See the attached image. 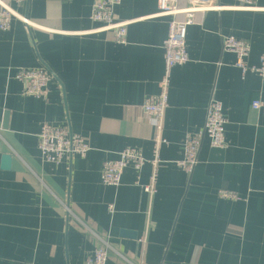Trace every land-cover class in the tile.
<instances>
[{
  "label": "crops",
  "instance_id": "0c3cea01",
  "mask_svg": "<svg viewBox=\"0 0 264 264\" xmlns=\"http://www.w3.org/2000/svg\"><path fill=\"white\" fill-rule=\"evenodd\" d=\"M4 1L33 25L15 20L0 33V264H84L102 245L93 232L113 247L107 264H264V78L243 73L223 49V36L234 35L250 43L248 62L260 63L264 0L253 9L207 0L220 9L197 12L188 27L190 60L172 69L152 198L143 189L150 164L127 167L118 186L102 182V169L128 146L152 157L143 104L160 90L169 28L157 0L116 7L128 21L126 43L91 19L94 0ZM43 65L55 76L47 98L26 95L14 73ZM212 97L224 106L227 146L204 138L187 173L176 162L187 133L203 128ZM44 122L67 125L91 149L46 162L38 148ZM3 154L12 155L10 169ZM222 189L239 198H221Z\"/></svg>",
  "mask_w": 264,
  "mask_h": 264
},
{
  "label": "built area",
  "instance_id": "2783aa9c",
  "mask_svg": "<svg viewBox=\"0 0 264 264\" xmlns=\"http://www.w3.org/2000/svg\"><path fill=\"white\" fill-rule=\"evenodd\" d=\"M17 6H22L28 0H13ZM122 0H94L91 9V19L101 23L103 29L114 32L117 42L126 43L128 21L118 20L116 7ZM182 2L185 5L182 6ZM158 14L169 17L168 36L163 42L164 48V73L159 81L160 90L157 94L146 98L143 109L148 115L151 125L154 127L152 157L146 158L140 148L126 147L117 159L106 160L102 169V182L107 185L118 186L121 183L125 169L132 166L135 170H141L147 163L151 166L150 181L144 186V191L152 198L155 195L159 169L162 164L161 147L166 143L164 137L165 114L168 108V97L171 84L172 69L177 65H183L190 60L187 49L188 27L195 22V15L199 11L209 8L220 9V6H210L207 0H157ZM236 7L253 9L258 7V0H236ZM15 20H22L28 29L33 25L31 20L18 13L9 3L0 0V33L13 28ZM223 49L236 55L235 66L243 73L254 72L264 78V54L259 64H250L247 60L251 46L247 40L237 38L234 35L223 36ZM14 77L24 84V93L34 97L47 98L49 83L55 78L46 66L34 68L20 67L14 73ZM262 103L259 100L253 102L252 107L259 109ZM227 116L223 103L212 97L208 103L206 120L199 131L188 132L183 144V158L176 163L187 173H191L198 162V154L204 138L210 140L215 148H225L227 141L225 128ZM38 148L42 158L46 162L59 164L64 158L73 155L85 157L91 149L89 142L80 134L73 133L67 125H58L44 122L38 134ZM219 196L225 199H238L239 195L226 189L219 190ZM65 208H68L67 204ZM114 204L109 205L110 211H114ZM93 232V231H92ZM102 240V245L95 248L84 261V264H107L109 251L112 245L106 239L93 232ZM146 236L140 238L145 243ZM124 258V257H123ZM130 264H144L132 262L124 258Z\"/></svg>",
  "mask_w": 264,
  "mask_h": 264
},
{
  "label": "water",
  "instance_id": "95a60500",
  "mask_svg": "<svg viewBox=\"0 0 264 264\" xmlns=\"http://www.w3.org/2000/svg\"><path fill=\"white\" fill-rule=\"evenodd\" d=\"M12 163V155L11 154H3L2 155V167L4 169H10Z\"/></svg>",
  "mask_w": 264,
  "mask_h": 264
}]
</instances>
